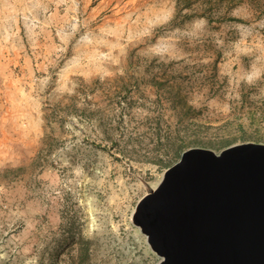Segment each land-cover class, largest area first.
<instances>
[{"label":"rangeland","instance_id":"rangeland-1","mask_svg":"<svg viewBox=\"0 0 264 264\" xmlns=\"http://www.w3.org/2000/svg\"><path fill=\"white\" fill-rule=\"evenodd\" d=\"M178 3L0 0V264H159L140 199L264 145V0Z\"/></svg>","mask_w":264,"mask_h":264},{"label":"water","instance_id":"water-1","mask_svg":"<svg viewBox=\"0 0 264 264\" xmlns=\"http://www.w3.org/2000/svg\"><path fill=\"white\" fill-rule=\"evenodd\" d=\"M132 222L159 264H264V145L184 151Z\"/></svg>","mask_w":264,"mask_h":264},{"label":"trees","instance_id":"trees-1","mask_svg":"<svg viewBox=\"0 0 264 264\" xmlns=\"http://www.w3.org/2000/svg\"><path fill=\"white\" fill-rule=\"evenodd\" d=\"M240 0H218V2H225L230 6H234ZM181 2V3H180ZM195 0H179L177 4V8H190L194 4ZM181 4V5H180Z\"/></svg>","mask_w":264,"mask_h":264}]
</instances>
